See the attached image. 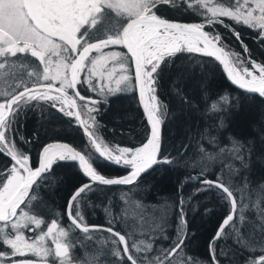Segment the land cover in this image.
Instances as JSON below:
<instances>
[{
	"label": "snow or ice",
	"instance_id": "snow-or-ice-1",
	"mask_svg": "<svg viewBox=\"0 0 264 264\" xmlns=\"http://www.w3.org/2000/svg\"><path fill=\"white\" fill-rule=\"evenodd\" d=\"M165 7L179 10L180 14L192 12L197 21L181 22L168 18L163 12ZM225 19L254 30L257 42L264 48V0H215L214 3L213 0H191L190 3L189 0H0V79L10 75L16 80L17 73L13 70L18 63L24 67L25 58L36 62L35 70L28 73V81L19 79L11 92L0 95V154L10 161L0 169V243L6 246V250L0 251V264H5V261L7 264H38V261L47 264L49 260L51 264H73L74 260L80 259L73 254L79 245L67 242L70 233L58 225L59 218L46 221L40 215L44 206L39 188L45 181L57 182L53 167L62 162L74 163L87 180L69 196L66 215L70 224L89 240L92 239L91 233H108L114 237L110 241L113 247L108 255L118 261L127 259L130 264H138L126 239L128 228L124 225L130 217L125 208L117 218L125 232L122 234L114 230V226L87 224L81 205L92 207L89 196L104 186H129V192L132 188L138 189L140 177L159 165L198 168L199 175L186 177L178 186L176 236L168 248H154L153 243L145 244L143 240L139 241L144 245L140 248L137 241H132V249L142 253L139 264H173L188 238L185 208L191 204L193 196L201 193L214 194L227 209L208 243L211 264H220L216 244L229 238L251 252L258 250V246L264 248V200L260 202L259 210L255 207L249 209L241 192L243 188L252 187L248 176L241 173L250 170V146L254 142L251 139L241 141L228 134L229 143L222 146L219 136L211 135L213 131L219 133L228 127L224 116L229 108L239 109L238 96L225 92L212 100L207 93L203 94L205 107L201 115L208 126L199 133L203 143L198 141L195 145V161L189 157L180 163L188 152L189 144H182L175 156L165 155L163 150L162 131L170 114L157 94L159 77L163 68L173 66L176 58L186 56L188 60L177 66L176 76L171 82L173 91L190 107L199 110L178 91L177 85L192 72L204 74L214 64L225 71L239 90L264 98V60L252 59L241 33L231 24H225ZM217 24L231 32L240 44L243 56L228 47L225 37L216 30ZM109 48H123L125 51H104ZM109 61L113 62L110 72L107 71ZM116 65L122 74L115 79V87L102 84L105 78L112 81ZM130 65L134 77L123 74L129 71ZM131 79L138 87V99L146 114L150 133L146 142L138 147H110L99 135L100 125L94 115L99 114L98 104L107 103V100L81 95L77 86L82 85L104 97L126 91ZM57 82L59 87H56ZM68 90L72 91L71 97ZM77 100L80 101L79 106ZM32 102L37 105L46 102L63 116L74 119L75 125L87 138L83 148L49 142L42 147L33 167L31 155L15 146L17 138L24 144L36 138L33 134L26 140L15 127L16 118ZM81 110H86L87 119H81ZM208 117H216V122L210 123ZM188 139L191 141L193 138ZM260 139L264 140V133ZM205 143L214 151L207 150ZM96 160L127 168L128 172L121 177L108 178L94 167ZM236 163L239 167H235ZM213 166L219 171L209 179ZM237 178L239 184L235 182ZM189 181H198L199 187L185 198L182 189ZM255 188L264 194V182ZM121 200L126 206L123 196ZM110 205L111 200L103 208L109 217L112 215ZM136 207L140 209L141 216L138 220L136 217L131 219L137 220L141 226L145 220L149 221L155 226L153 230L160 232L156 239L168 240L165 234L170 210L168 203L152 206L136 202ZM148 210L159 213V217H145ZM248 211H252L254 219L248 217ZM209 212L211 209L206 208L205 213ZM245 224L251 226L246 237L241 231ZM58 237L65 238V242ZM97 248L98 252L89 264H100L106 259L99 245ZM29 256L32 258H26ZM220 258L235 259L223 248L220 249ZM180 264L209 262L184 255ZM245 264H264V252L258 259L245 258Z\"/></svg>",
	"mask_w": 264,
	"mask_h": 264
},
{
	"label": "trees",
	"instance_id": "trees-1",
	"mask_svg": "<svg viewBox=\"0 0 264 264\" xmlns=\"http://www.w3.org/2000/svg\"><path fill=\"white\" fill-rule=\"evenodd\" d=\"M190 2L191 0H189ZM163 12L171 19L197 21V16L193 15L192 12L180 14L179 10L173 11L167 7L163 9ZM225 24H231L236 31L241 33V38L248 45L252 59L264 60V48L257 42L254 30L242 25H236L227 19H225ZM215 27L225 37L228 47L235 53L243 56V50L231 32L219 24ZM113 49L115 51H124L123 48ZM187 60L186 56L176 58L173 66L163 68L159 77L157 94L159 100L166 106L170 114V118L163 126L164 154L175 156L182 144H189L188 152L185 157L181 158L180 163L183 164L184 160L189 157L195 161L197 159L195 145L200 141L199 133L208 126L205 122V117L201 115L205 107L202 101L203 94L207 93L212 100H215L218 94L225 92L231 96H238L240 101L239 109L229 108L227 114L224 116L228 127L219 133L213 131L211 135H218L222 146L228 145V134L241 141L246 142L251 139L254 142L250 146V170L241 173V175L248 176L252 187L251 189L243 188L241 192L245 196L244 202L248 205V208L252 209L255 207L259 210L261 208L260 202L264 200V194L257 190L255 186L264 182V140L260 139V135L264 133V98H261L258 94H246L243 90H239L233 86L226 78L222 68L214 64L204 74H201L199 71L192 72L185 77L183 83L177 85L178 91L187 98L190 104L197 105L199 110L190 107L189 104L184 103L181 97L173 91L171 83L176 76L177 66L187 63ZM24 63V67H21L18 63L17 67L13 70L17 73L18 78L16 80L10 75L0 79V95H7L11 92L15 84L19 82V79L25 81L30 79L28 73L35 70L36 62L31 58H25ZM115 67L116 72L112 77V81L108 82L105 78L104 81H101L102 84L108 83V86L115 87V79L122 74L119 65ZM131 67L130 65L129 71L123 74L133 77ZM112 68L113 62L109 61L107 71L110 72ZM100 70L105 71L104 69ZM80 78L83 79L84 75L81 74ZM57 85H59L58 82ZM77 88L80 90L81 95L94 97L96 100H107V103L101 102L98 104L99 114L94 113V115L100 125L98 129L99 135L110 147L119 145L135 148L146 142L150 130L137 99L134 79L129 81L126 91L104 97L99 93L88 91L82 85H78ZM68 91L72 93L71 90ZM77 101L80 104V101ZM81 114L84 119H87L86 110H81ZM207 119L210 123L216 122V117H208ZM89 123L91 124V121ZM15 127L20 130L19 135H22L26 140L31 139L33 134H35L36 138L32 139V142L28 144L21 143L18 138L15 140L17 149L31 155L33 166H36L37 156L41 147L49 141H68L79 149L83 148L87 140L81 128L75 125L74 119L63 116L46 102H40L39 105L36 102H32L31 106L25 107L16 118ZM189 137L193 139L189 141ZM200 142L203 143L202 141ZM204 147L209 151H214L206 143ZM9 162L8 158L0 154V169L6 167ZM93 163L94 167L108 176L119 175L126 171L123 167L103 160H96ZM235 167H239V164L236 163ZM217 171H219V168L213 166L207 178H214L213 173ZM53 174L58 178L57 182L53 184L45 181L44 185L39 188V197L42 199L44 206V210L40 212V215L46 221L59 218L58 225L66 228L70 233L67 242H74L79 245L75 248L73 254L80 257V259L74 260L73 264H89L93 255L98 252V245L106 256V259L101 260L100 264H130L127 259L118 261L117 258L108 255L113 247L110 241L114 239L108 233H91L92 239L89 240L83 233H80L70 224L66 215L69 196L75 188L87 182L75 164L72 162H62L59 166L53 167ZM192 175H199L198 168L159 165L148 173L143 174L139 180V188H132L131 192H129V186L101 187L99 191L93 192L88 198L92 202V207L89 208L86 205H81L84 219L89 225L114 226V230L125 234L121 223L117 219L121 217V209L125 208L127 216L130 217L124 225L125 228H128L126 239L129 241V251L134 258H137L139 263L142 253H137L132 249L131 244L133 240L137 241L140 248L144 247V245L139 244L140 240H143L145 244L153 243L154 248L158 246L168 248L172 240H174L178 216L175 208L178 204L177 189L186 177ZM235 182L239 184V178ZM198 187V181H189L182 189L184 197L190 196L193 190ZM122 196L127 201L126 206L122 203ZM109 200H111V217L106 216L103 211V208L108 206ZM136 202H140L141 205L152 206L161 205L165 202L168 203L170 210H168L165 231L168 240L156 239L160 235V232L158 229L153 230L155 226L151 225L149 221L145 220L142 226L137 223L141 212L136 207ZM206 208L211 209V212L206 214ZM242 211L244 210L242 209ZM185 212L188 238L185 240L183 251L175 257L173 264H180L181 257L184 255L208 261L211 264L208 243L214 235L218 224L227 214L226 206L214 194L201 193L193 196L192 202L185 208ZM144 215L145 217L150 215L159 217V213H152L151 210H148ZM247 215L249 218H255L252 211H248ZM131 217H136L137 220L131 219ZM109 220L112 221L111 225H109ZM241 231L245 233L246 237L247 233L251 231V226L245 224ZM193 233L194 235H192ZM25 235L27 236L28 233H25ZM62 242H65V238L63 237ZM221 248L229 256H234L235 259H221ZM216 249L217 259H219L220 264H245V258L258 259L259 255L264 252V248H259V246L258 250L251 252L247 247L234 243L231 238L218 242ZM4 250H6V246L0 243V251ZM29 257L32 258L31 256ZM47 264H51V261L49 260Z\"/></svg>",
	"mask_w": 264,
	"mask_h": 264
},
{
	"label": "water",
	"instance_id": "water-1",
	"mask_svg": "<svg viewBox=\"0 0 264 264\" xmlns=\"http://www.w3.org/2000/svg\"><path fill=\"white\" fill-rule=\"evenodd\" d=\"M181 22H196V21H184V20H180ZM207 30V29H206ZM223 70V69H222ZM223 72H224V74H225V76H226V78L228 79V77H227V75H226V73H225V71L223 70ZM133 74H134V72H133ZM228 81L230 82V80L228 79ZM134 82H135V80H134ZM231 83V82H230ZM232 84V83H231ZM233 85V84H232ZM234 86V85H233ZM57 87V86H56ZM135 87H136V94H137V99H138V87H137V85H136V82H135ZM236 87V86H235ZM138 101H139V99H138ZM139 105H140V108H141V110H142V113H143V115H144V117H145V119H146V122L148 123V121H147V118H146V114H145V112H144V110H143V108H142V106H141V104H140V102H139ZM148 126H149V124H148ZM162 134H163V131H162ZM50 142H63V143H68V144H71V143H69V142H67V141H63V140H53V141H50ZM49 143V142H48ZM47 144V143H46ZM46 144H44V145H46ZM43 145V146H44ZM72 145V144H71ZM42 146V147H43ZM72 146H74V145H72ZM75 147V146H74ZM42 149V148H41ZM41 151V150H40ZM128 172V171H127ZM127 172L126 173H124V174H121V175H115V176H106V177H108V178H117V177H121V176H124V175H126L127 174Z\"/></svg>",
	"mask_w": 264,
	"mask_h": 264
},
{
	"label": "rangeland",
	"instance_id": "rangeland-1",
	"mask_svg": "<svg viewBox=\"0 0 264 264\" xmlns=\"http://www.w3.org/2000/svg\"><path fill=\"white\" fill-rule=\"evenodd\" d=\"M214 3V2H213ZM113 48H110V49H108V50H104V51H111ZM112 51H115L114 49L112 50ZM96 54V53H95ZM94 53H93V55H95ZM65 107H66V105H65ZM59 239H61V241H62V237H58Z\"/></svg>",
	"mask_w": 264,
	"mask_h": 264
},
{
	"label": "bare ground",
	"instance_id": "bare-ground-1",
	"mask_svg": "<svg viewBox=\"0 0 264 264\" xmlns=\"http://www.w3.org/2000/svg\"><path fill=\"white\" fill-rule=\"evenodd\" d=\"M100 106V105H99Z\"/></svg>",
	"mask_w": 264,
	"mask_h": 264
}]
</instances>
